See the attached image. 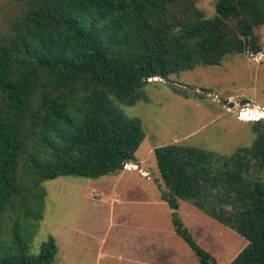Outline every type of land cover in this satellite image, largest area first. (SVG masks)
Masks as SVG:
<instances>
[{
	"label": "trees",
	"instance_id": "16d2710c",
	"mask_svg": "<svg viewBox=\"0 0 264 264\" xmlns=\"http://www.w3.org/2000/svg\"><path fill=\"white\" fill-rule=\"evenodd\" d=\"M180 1L190 2L28 0L0 40V219L18 198L30 205L25 180L39 218L43 181L99 178L136 160L143 126L119 105L134 103L148 78L262 50L254 29L264 0H216L213 17L170 27ZM253 121L252 142L231 153L178 142L153 150L171 207L186 201L246 239L229 264H264V119ZM171 219L199 264H216L177 212ZM22 241L14 253L0 246V264H54L52 235L36 254Z\"/></svg>",
	"mask_w": 264,
	"mask_h": 264
},
{
	"label": "rangeland",
	"instance_id": "374dc122",
	"mask_svg": "<svg viewBox=\"0 0 264 264\" xmlns=\"http://www.w3.org/2000/svg\"><path fill=\"white\" fill-rule=\"evenodd\" d=\"M27 2L0 0V40L10 34ZM215 3L180 1L169 26L187 17L192 23L202 20L200 16L211 18ZM254 31L260 52H232L216 65H199L168 79L150 77L134 103H120L125 115L140 118L145 133L133 162L99 178L66 175L43 181L46 194L39 218L32 214L36 189L23 181L30 205L19 198L5 205L0 246L8 243L10 247L3 246L6 251H21L24 239L36 254L52 235L57 244L54 264H199L175 233V211L209 253L207 261L229 264L246 239L186 201L171 207L162 197L165 187L153 150L178 142L231 153L252 142L253 120L264 115V24Z\"/></svg>",
	"mask_w": 264,
	"mask_h": 264
},
{
	"label": "bare ground",
	"instance_id": "6f19581e",
	"mask_svg": "<svg viewBox=\"0 0 264 264\" xmlns=\"http://www.w3.org/2000/svg\"><path fill=\"white\" fill-rule=\"evenodd\" d=\"M158 77V76H157ZM246 118V117H245ZM136 166L135 165H127L126 168L127 169H130V168H135Z\"/></svg>",
	"mask_w": 264,
	"mask_h": 264
},
{
	"label": "built area",
	"instance_id": "2783aa9c",
	"mask_svg": "<svg viewBox=\"0 0 264 264\" xmlns=\"http://www.w3.org/2000/svg\"><path fill=\"white\" fill-rule=\"evenodd\" d=\"M257 119H264V115L263 114H260L256 117Z\"/></svg>",
	"mask_w": 264,
	"mask_h": 264
},
{
	"label": "water",
	"instance_id": "95a60500",
	"mask_svg": "<svg viewBox=\"0 0 264 264\" xmlns=\"http://www.w3.org/2000/svg\"><path fill=\"white\" fill-rule=\"evenodd\" d=\"M233 105V102H230V104H229V106H232ZM131 162H133V160H131ZM124 164V163H123ZM123 164H122V166L121 167H123ZM207 256L205 257V259L207 260Z\"/></svg>",
	"mask_w": 264,
	"mask_h": 264
},
{
	"label": "crops",
	"instance_id": "0c3cea01",
	"mask_svg": "<svg viewBox=\"0 0 264 264\" xmlns=\"http://www.w3.org/2000/svg\"><path fill=\"white\" fill-rule=\"evenodd\" d=\"M178 201H180V202H181L182 200H178ZM175 233H176V232H175Z\"/></svg>",
	"mask_w": 264,
	"mask_h": 264
}]
</instances>
